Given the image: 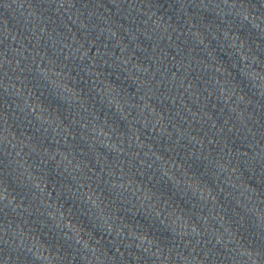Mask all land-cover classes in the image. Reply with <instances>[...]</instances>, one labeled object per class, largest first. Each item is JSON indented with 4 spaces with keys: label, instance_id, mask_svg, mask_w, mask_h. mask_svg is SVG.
<instances>
[{
    "label": "water",
    "instance_id": "95a60500",
    "mask_svg": "<svg viewBox=\"0 0 264 264\" xmlns=\"http://www.w3.org/2000/svg\"><path fill=\"white\" fill-rule=\"evenodd\" d=\"M0 264H264V0H0Z\"/></svg>",
    "mask_w": 264,
    "mask_h": 264
}]
</instances>
